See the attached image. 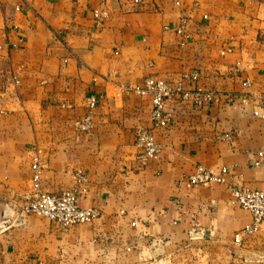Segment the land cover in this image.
Returning a JSON list of instances; mask_svg holds the SVG:
<instances>
[{"label":"crops","instance_id":"obj_1","mask_svg":"<svg viewBox=\"0 0 264 264\" xmlns=\"http://www.w3.org/2000/svg\"><path fill=\"white\" fill-rule=\"evenodd\" d=\"M147 78L174 91L159 122ZM262 97L264 0H0V264H264V231L233 241L252 218L229 189H264ZM35 161L98 216L26 213ZM198 167L226 185L185 187Z\"/></svg>","mask_w":264,"mask_h":264},{"label":"built area","instance_id":"obj_2","mask_svg":"<svg viewBox=\"0 0 264 264\" xmlns=\"http://www.w3.org/2000/svg\"><path fill=\"white\" fill-rule=\"evenodd\" d=\"M98 18L99 14L95 13ZM141 93L151 96L153 102V119L159 122L161 110L165 100L173 95V90L168 83L154 78H147L143 87L139 89ZM179 91V89L177 90ZM176 91V92H177ZM187 97V94H183ZM203 98L212 101L209 94L202 97L199 94L194 96L196 104H201ZM90 108L96 105V99L88 100ZM259 110L261 119L264 121V97L259 99ZM87 121V120H86ZM223 140L229 141V135H222ZM136 146L141 150L140 159L147 161L157 156L159 149L155 144L152 135L141 130L136 136ZM254 166L264 165V147L261 148L253 160ZM42 165L35 161L31 166V185L29 191L23 198V210L28 214H33L50 221L61 231H67L74 226L91 222L98 216L94 208H80L77 204L76 190H62L59 193H49L42 188L41 172ZM226 169L217 172L198 167L191 175L186 177L184 185L187 188L212 187L214 185H226ZM231 203L248 211L252 222L234 234L233 241L241 245L245 240L258 231H264V189H249L243 186H230Z\"/></svg>","mask_w":264,"mask_h":264},{"label":"rangeland","instance_id":"obj_3","mask_svg":"<svg viewBox=\"0 0 264 264\" xmlns=\"http://www.w3.org/2000/svg\"><path fill=\"white\" fill-rule=\"evenodd\" d=\"M39 217V216H38Z\"/></svg>","mask_w":264,"mask_h":264}]
</instances>
